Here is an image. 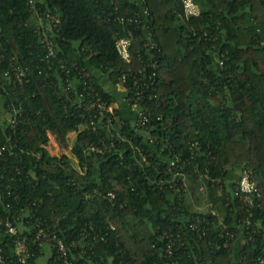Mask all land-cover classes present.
Listing matches in <instances>:
<instances>
[{
	"label": "trees",
	"instance_id": "obj_1",
	"mask_svg": "<svg viewBox=\"0 0 264 264\" xmlns=\"http://www.w3.org/2000/svg\"><path fill=\"white\" fill-rule=\"evenodd\" d=\"M200 1L206 8L187 19L182 0H36L39 11L60 20L51 31L56 57L48 61L29 0H0V106L22 109L24 118L14 137L41 155L14 158L25 175L27 168L34 169L21 183L37 203L36 209L32 204L33 231L37 220L42 221L46 232L63 239L76 264L89 263L81 257L84 252L93 264L163 262L166 232L185 236L176 253L182 264H264V0ZM141 5L150 11L149 27L135 30L133 50L137 65L136 50L148 40L156 46L148 50L158 62L157 98L145 101L153 112L150 133L155 141L150 143L117 111L123 120L117 128L127 141L115 138L112 152L85 156L88 145L107 135L80 128L81 111L57 94L67 76L53 74L44 83L37 68L49 63L59 69L61 60L72 77L89 72L101 96L115 101L98 74L108 75L114 91L131 68L120 58L116 40L132 26L121 19L135 17ZM15 62L31 68L44 98L33 83L23 89L6 80L5 72ZM74 132L70 154L53 156L46 149L51 133L63 149ZM74 157L81 166L87 162V176L71 170ZM235 169L250 172L259 184L253 206L232 195L240 177ZM183 177L203 181L210 196L216 193L213 201L220 200L226 209L223 223L236 233L228 248L218 232L222 225L217 214L192 210ZM173 184L180 194L170 188ZM117 185L122 190L114 203L95 193ZM251 212L248 226L245 219ZM197 216L216 224L209 225L204 237L190 229ZM31 247L36 252L33 264H40L45 253ZM45 264L65 262L52 249Z\"/></svg>",
	"mask_w": 264,
	"mask_h": 264
},
{
	"label": "built area",
	"instance_id": "obj_2",
	"mask_svg": "<svg viewBox=\"0 0 264 264\" xmlns=\"http://www.w3.org/2000/svg\"><path fill=\"white\" fill-rule=\"evenodd\" d=\"M182 1L187 19L201 14V8L195 0ZM36 3V0H29V5L37 21V31L42 35L44 44L47 47L48 52L46 58L50 61L56 57V44L51 36V31L54 27H57L60 20L51 12L39 11ZM143 4L145 3L143 2ZM150 15L149 9L143 5L141 11L135 17L121 19L122 23H127L132 26L123 35H119L116 40V49L123 62L129 64L131 68L128 72L122 74L119 83L115 85L113 94L116 99L113 102L105 100L101 96L100 92L92 85L89 79L90 73L87 71H78L79 69L76 64L74 68L78 71V77H72L71 69L67 68L64 63H61V60L59 61V69H54L49 63L47 66H39L37 68V76L44 83H49L51 81L49 78L53 74L58 73L60 77L63 73V75L67 76L65 82L60 80V90L57 94L69 102L76 110L81 111V117L84 119V123L80 128L82 130L93 131L98 135H107L108 138L101 136L102 139L98 143L88 145L84 149L85 156L93 154L103 155L112 152L113 149H116L115 144L117 142L127 141L121 135L119 131L120 127L117 128V124H123V120L117 114V111H120L124 118L131 120L133 129L140 135L148 138L150 143L155 141L154 136L150 133L153 112L146 106L145 101H151L157 98L158 62L153 59V52L151 51L150 53L149 51L150 49L155 50L156 46L151 40H148L143 46L144 48L141 47L136 50L137 65L135 64V50H133L135 40L137 39L135 30L139 27L148 28ZM149 34H147V38L150 36ZM83 50L86 53L91 52L90 47H84ZM142 51L146 53V56ZM221 65H223V62H221ZM12 73L15 74V77L12 76ZM105 75L108 76L106 73ZM5 77L14 87L19 85L23 89L26 84L33 83L39 94L44 98L42 83L38 81L31 68L23 67L15 62L12 64L11 69L5 72ZM128 78L132 80V83L129 84ZM22 118H24L22 109L16 107L14 104H8L6 107L5 105L0 106V133L3 134V138L0 140V264H33V258L36 257V252L31 246L39 247L41 253H45L46 248H50V250L55 249L57 257L64 261L65 264H76L70 259V250L63 239L59 238L55 233L51 234L46 232L42 221L37 220L36 230L33 231L34 227L31 220L35 214L32 207L35 205L34 209H36L37 203L35 201L32 202L26 196L21 183L23 182L24 176L28 178L34 173V169L27 168L25 175V169L23 170L20 164L15 163L14 158L20 156L41 157V155L40 153L20 146V140L14 137L17 135ZM48 136L51 139V136ZM115 138H118L117 142ZM50 139L48 144H50ZM132 147L146 160L139 146L133 144ZM46 149L48 150L49 146ZM60 151L61 149L58 148L56 152H50L53 156L61 157L62 152ZM70 151H72V148H70ZM120 157L123 158L121 153ZM70 164L71 170L73 169L84 177L88 175L89 169L87 162L81 166L78 158L74 157ZM206 178L214 181L209 174L206 175ZM185 179L187 180L188 178L183 177L182 179L183 189L185 193H188L190 192V186H186L184 183ZM235 182L236 184L232 190V195L235 198H239L245 205L253 206V195L260 196L258 182L253 179L250 172L242 173ZM203 186L208 191L205 183ZM170 188L176 194H180V190L176 188L175 184L171 185ZM121 190L122 187L119 189L115 188V190L110 188L100 190L97 188L95 189V193L100 198L114 203L117 198V192ZM213 213L215 212L213 211ZM252 215L253 213L251 212L249 217L245 219V223L248 226L252 224ZM210 224L216 225L207 216H197L190 224V229L193 232L199 233L200 237H204L210 230ZM219 224L222 225L218 232L224 239L223 247L228 248L234 240L236 233L235 231L229 230L228 226L223 222H219ZM163 238L166 241L162 249L163 262H156L154 264H182L177 258L176 253L185 245V236L181 232L176 235L166 232ZM48 239L53 244L46 242ZM81 257L88 260L90 264H93L91 263L93 258L87 256L85 252Z\"/></svg>",
	"mask_w": 264,
	"mask_h": 264
},
{
	"label": "rangeland",
	"instance_id": "obj_3",
	"mask_svg": "<svg viewBox=\"0 0 264 264\" xmlns=\"http://www.w3.org/2000/svg\"><path fill=\"white\" fill-rule=\"evenodd\" d=\"M197 3L200 5L201 8L205 7V4H202L200 0H196ZM108 81V83H110V86L112 88V83L110 82V80L107 78V76L103 73H101ZM106 88L110 91V87L106 86ZM77 137V133H72L71 136L68 137L67 142H64L63 145V149L60 147L59 144H57V138L53 135V133H51V139H50V144H49V150L52 152H56V150L59 148L61 149L60 152H63L64 154H70V148L73 147L74 141ZM235 175L236 176H240L242 175V172L239 171L238 169H235ZM184 183L186 184V186H190V192H188V195L190 196V203L192 205V210L193 211H197V212H208L210 210H213L218 218L220 222H223L224 217L226 216V209L222 206L221 201H213L215 200L214 197L216 195V193H214L213 196H210V192H208L205 188L204 183L200 180L197 182H192L190 180L185 179ZM117 189L121 188V186L117 185L116 186ZM191 195H190V194ZM214 207H213V206ZM214 208V209H213ZM51 254V250L50 248H46L45 249V256L42 257L40 264H45L47 261L48 256Z\"/></svg>",
	"mask_w": 264,
	"mask_h": 264
},
{
	"label": "crops",
	"instance_id": "obj_4",
	"mask_svg": "<svg viewBox=\"0 0 264 264\" xmlns=\"http://www.w3.org/2000/svg\"><path fill=\"white\" fill-rule=\"evenodd\" d=\"M98 78L100 79V81H102L105 84V87L108 86L110 87L111 91L113 92L110 83H108L107 79L102 75V74H98ZM107 89V88H106ZM108 90V89H107ZM109 91V90H108ZM110 91V92H111Z\"/></svg>",
	"mask_w": 264,
	"mask_h": 264
}]
</instances>
